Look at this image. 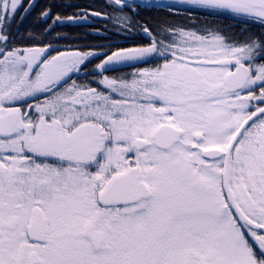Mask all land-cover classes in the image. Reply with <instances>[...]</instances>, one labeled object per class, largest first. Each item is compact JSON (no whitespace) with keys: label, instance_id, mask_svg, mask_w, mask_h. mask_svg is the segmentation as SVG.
I'll use <instances>...</instances> for the list:
<instances>
[{"label":"snow or ice","instance_id":"6c2138e0","mask_svg":"<svg viewBox=\"0 0 264 264\" xmlns=\"http://www.w3.org/2000/svg\"><path fill=\"white\" fill-rule=\"evenodd\" d=\"M189 6L235 23L171 21ZM33 7L0 0V264H264V0L42 10L30 40L89 15L147 39L91 69L15 46Z\"/></svg>","mask_w":264,"mask_h":264},{"label":"trees","instance_id":"16d2710c","mask_svg":"<svg viewBox=\"0 0 264 264\" xmlns=\"http://www.w3.org/2000/svg\"><path fill=\"white\" fill-rule=\"evenodd\" d=\"M109 0H35V7L32 8L27 15L24 23L20 26V31L26 37L25 45H39V44H66L69 36L72 37L73 44L86 45L98 38L97 35L84 34L83 31H103L111 32L121 38H131L133 44L143 43V36L138 33L117 34L113 23L104 17H94L89 15L88 19L81 21H65L64 23H56L50 32L47 33L46 38L38 40H30L27 37L28 31H33L38 37L44 36V29L48 24L52 23L51 19L39 20V15L42 10L52 8V16L60 14L62 17L72 15L73 13L82 10L91 11H106L112 13V9L107 7ZM69 5H72L69 7ZM171 21L175 24L184 26L185 28H211L213 25H220L222 27L232 25L235 23L231 18L224 16L210 15L205 10H199L189 7H180L178 14L171 16ZM97 36V37H96ZM48 40V41H47ZM136 40V41H135ZM95 43V41H94Z\"/></svg>","mask_w":264,"mask_h":264},{"label":"flooded vegetation","instance_id":"af4514ba","mask_svg":"<svg viewBox=\"0 0 264 264\" xmlns=\"http://www.w3.org/2000/svg\"><path fill=\"white\" fill-rule=\"evenodd\" d=\"M13 30L15 31V26L13 27ZM49 33H55L54 32H49ZM84 34H92V35H97L98 38L93 39V40H89L92 41L91 43H88L86 45L83 44H73L72 43V37L69 36L66 44H52L57 50L59 51H74V50H80V51H93L95 53H98L99 55L96 58L92 59V63L88 65V67L91 69L93 68L96 64L100 63L101 60H103L105 58V56L103 55L104 52H107L109 49L107 47H101V46H108L111 45L113 49L115 48H127V47H133V46H137L140 44H133L132 42L134 41L131 38H121L116 36L115 34L111 33V32H103V31H83ZM96 36V37H97ZM144 38V37H143ZM26 37L23 35V32L20 31V35L17 36V41L15 46L16 47H31V46H36V45H25L26 42ZM143 43L141 44H145L147 43V39L144 38L142 39ZM48 41V40H47ZM95 41V43H94ZM136 41V40H135ZM46 45V44H44ZM52 54H55L54 52ZM155 63V61L153 62V64ZM153 64H136L134 67L132 66H119L117 71H108L106 73H104L105 75L108 76H116V75H120L122 73H132L136 70V68H143V67H150L153 66ZM97 79H99L100 77L97 76ZM73 79H76V77L74 76ZM79 79L82 81L84 80V76L81 75L79 77ZM93 86L95 87L96 85L93 84Z\"/></svg>","mask_w":264,"mask_h":264},{"label":"water","instance_id":"95a60500","mask_svg":"<svg viewBox=\"0 0 264 264\" xmlns=\"http://www.w3.org/2000/svg\"><path fill=\"white\" fill-rule=\"evenodd\" d=\"M166 2H167V0H166Z\"/></svg>","mask_w":264,"mask_h":264}]
</instances>
